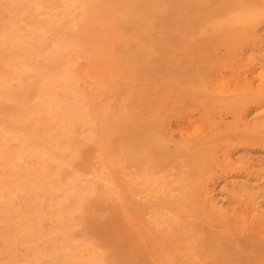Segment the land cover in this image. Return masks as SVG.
I'll return each mask as SVG.
<instances>
[{
	"label": "rangeland",
	"instance_id": "1",
	"mask_svg": "<svg viewBox=\"0 0 264 264\" xmlns=\"http://www.w3.org/2000/svg\"><path fill=\"white\" fill-rule=\"evenodd\" d=\"M0 264H264V0H0Z\"/></svg>",
	"mask_w": 264,
	"mask_h": 264
},
{
	"label": "bare ground",
	"instance_id": "2",
	"mask_svg": "<svg viewBox=\"0 0 264 264\" xmlns=\"http://www.w3.org/2000/svg\"><path fill=\"white\" fill-rule=\"evenodd\" d=\"M204 14V13H203ZM204 16V15H203ZM205 16H206V13H205ZM238 20V19H237ZM83 71V70H82ZM85 73V72H84ZM86 74V73H85ZM84 75V74H83ZM87 76V75H86ZM173 81V80H172ZM222 80H220V82H221ZM219 84V86L221 85L220 83H218ZM216 86V85H215ZM214 86V87H215ZM221 87V86H220ZM220 89V88H219ZM233 94V93H232ZM217 95V94H216ZM219 95V94H218ZM240 101V100H239ZM93 107H94V105H93ZM94 109H95V107H94ZM95 112V111H94ZM244 125V124H243ZM195 128V127H194ZM198 129V128H197ZM205 130V129H204ZM198 134V133H197ZM200 135V134H199ZM185 142V141H184ZM185 145V144H184ZM57 167V166H56ZM56 169V168H55ZM63 181V180H62ZM128 195H130V194H128ZM114 205V204H113ZM99 206V205H98ZM107 207V206H106ZM213 209L215 210V206H213ZM8 214V213H7ZM66 229V228H65ZM5 238V237H4ZM172 238H174V237H172ZM80 243V242H79ZM78 244V243H77ZM162 245V244H161ZM64 248H65V246H63ZM238 247V246H237ZM83 255V254H82ZM172 262V261H171Z\"/></svg>",
	"mask_w": 264,
	"mask_h": 264
},
{
	"label": "snow or ice",
	"instance_id": "3",
	"mask_svg": "<svg viewBox=\"0 0 264 264\" xmlns=\"http://www.w3.org/2000/svg\"><path fill=\"white\" fill-rule=\"evenodd\" d=\"M7 7H10V5H7Z\"/></svg>",
	"mask_w": 264,
	"mask_h": 264
}]
</instances>
